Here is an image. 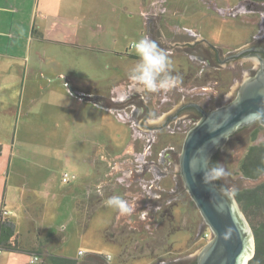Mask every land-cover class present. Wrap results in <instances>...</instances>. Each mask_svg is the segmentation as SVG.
<instances>
[{
    "label": "rangeland",
    "instance_id": "374dc122",
    "mask_svg": "<svg viewBox=\"0 0 264 264\" xmlns=\"http://www.w3.org/2000/svg\"><path fill=\"white\" fill-rule=\"evenodd\" d=\"M155 1H158V5L155 3L156 13L158 14L161 12L160 7L164 6V0ZM203 1L207 7L205 10H196L192 15L183 18L185 31L191 33L194 28H197L199 36L209 43L219 47L225 46V48L232 51L254 40L251 36V34L253 35L251 33L252 25H249L248 20L241 18L244 12L238 11L237 16H235L236 12L233 9L243 0ZM95 7L109 9V18L106 11L102 18L96 12L95 27L80 28V32L87 35L86 38L90 43L101 41L102 45L112 50L129 51L135 54L129 47L130 41L139 40L143 37L151 39L150 34L146 36L143 32V27L145 22L147 23L148 13L150 12L149 4L143 5L139 0H96ZM250 14L260 15L258 11ZM156 17H151L148 23L151 24L152 18ZM107 20L110 21V27L108 30H104V21ZM259 22L260 20L256 24ZM252 23L250 21V24ZM81 41H83V38ZM49 46L53 47L52 45ZM165 48L167 49V47ZM57 51L60 52H56V58H53V55H48L45 62L46 67L53 68L54 63L55 66L59 65L61 67L69 64L70 68H75L77 77L82 80L80 83H85L87 80L90 82L89 77L94 81H97L100 77L98 65L96 63L94 65L91 60L86 58L87 53L78 52L77 56H70L72 59L69 60V55L64 52V49L58 48ZM89 55H92V52H89ZM99 55L103 56V63L109 65V60H112L115 53L107 51V53L100 52ZM173 57H171L172 67L178 72L190 75L191 78L188 83L190 87L187 86V89H190L188 91L185 89L182 92L174 87L173 94L171 90H169V93L167 91L148 93L151 96V100L148 101L151 107H148V110L150 113H155L156 118H158V122L151 125L164 126L163 129H160L163 131L164 138L165 134L171 135V132L175 131L173 135H178L180 139L185 137L187 131L194 126V123L188 121V119L187 122L183 118L180 119L183 115L175 117L168 124H165V121L170 114L176 112L180 106L179 101L185 93L192 94L194 92L192 87L199 84V76H197L199 63L198 60L190 62L191 59L183 51L176 52L175 57ZM115 61H119V59ZM130 61L131 59H128L124 62L121 59V65L117 62L115 66H118L117 69L119 70L124 67L127 70L131 64ZM253 66L254 64L250 59L244 58L238 61L236 75L230 65L217 70L223 78L220 81L218 80L220 85L213 86L214 88L209 91L215 96H221L219 93H228L230 85L240 81L241 75L252 70ZM105 72L110 74L112 70L105 67ZM182 76L186 78L185 75ZM123 78L124 75H112L111 87L110 90L107 89L106 94L117 99H123L125 93L126 95L132 93L133 97L135 94H140L146 98L143 87L137 84V87L133 88L128 75L126 76V85L120 86V88H126L125 93L121 89L119 97L112 96V89L119 88V83L124 82ZM101 86L103 88V85ZM7 93L0 96V103H15L16 92H13L14 97L7 95ZM20 93L21 99L19 102L24 100L25 97L24 90H20ZM191 96L193 97V95ZM197 97L191 98L192 101L197 103L202 101L199 95ZM28 101L30 102V99ZM220 101L221 99L219 102L212 104V107L220 105ZM49 103L50 97L46 95L43 101L37 102L36 107L32 108L34 111L27 114V108H19V115L14 116L6 113L5 108L1 109L0 106L1 113L7 118V126L9 127L8 129L6 126L7 130L4 133L0 132V143L3 148L0 154V197H4L8 189L7 207L14 211L11 217L20 222L19 232L24 242L31 240L32 232L37 230L53 232L52 230L59 226L64 229L63 235L60 236L63 238L60 251H63L66 255L76 258L80 250L85 253L112 254L113 257H117L124 264H144L145 262L147 264L152 262L153 264V260L155 263L159 256H170L169 259L172 261H169V263H172L173 259L182 262L184 258L200 250L206 244V241H201L205 239L200 237L198 232L201 229V233H203L209 227L203 222L202 216L187 190L180 189L178 186L180 179L179 164L166 160L168 154L176 158L180 149L172 142H159L160 144L155 142L156 146L159 144L156 151H153V153L145 151L144 147L148 140H153V137L157 135V131L160 132V130L148 129L141 122H138L136 109H142L143 103L138 108L133 104L119 106L115 103L108 109L105 107V110L93 109L90 106L78 107L75 103L61 105L55 102L54 106H50ZM10 104L6 103L5 105ZM144 111L146 113V106ZM139 115L144 116V114ZM171 124L172 127L169 128L168 126ZM101 134L108 138V148L114 150H119L129 136L132 140H135V143L140 142L141 144L131 155L133 167L123 168L121 170L125 171L120 170L121 172L118 171L114 174L116 179L112 182H115L116 185H114L120 188L118 193H136L138 195L147 194V192L154 193L156 186L151 185L157 184L158 193L155 192L156 195L162 193V196H158L161 201L158 203V210L161 211L163 207L165 208L168 205L172 206L171 213L167 214L168 219L172 217V221L167 220V226L164 221H161V223H158L156 231L152 230L151 232L155 231L154 233H156L153 234L156 236L155 239L150 242L155 251H152L153 256L157 259H151L149 255L145 254L147 250L150 251V245L144 246L145 243L141 233L135 232L138 223L132 224L126 218H121L122 215L120 214L110 220L106 212L109 213L112 208L102 207L98 210L100 212L96 210L90 226H85L86 219L82 221V218H80L81 223L79 224L76 207V191L78 188L75 186V182L84 180L93 173V169H95L93 137ZM245 134L246 132H243L240 135ZM228 141V144L223 147L224 158L230 157L231 152H234L232 147L239 149L245 145V141L242 140L238 142L230 138ZM163 147L165 151L160 155V150ZM238 159L239 157L236 156L235 161ZM95 161L98 162V160ZM112 161H114L112 157L109 160L106 159L108 163ZM103 162L96 165L105 164ZM153 162H157L156 168L151 166L154 164ZM66 171L77 174V180L68 183L63 182L62 174ZM130 179H135V181L130 182ZM151 182L154 183L150 184ZM156 195L153 194L152 196ZM15 196L20 199L19 204L12 202ZM2 203L3 201H1L0 207ZM79 207H81L80 203ZM3 212L7 213L8 210H3ZM79 212L84 215L81 208H79ZM31 215L40 218L38 221L42 222H37L36 218L27 217ZM167 230H171V232L168 233ZM117 243H121L122 246ZM132 243L135 246H141L139 251L143 254V259L139 261L132 258L130 262H124L121 253L126 248L130 249ZM9 256L17 259L6 263ZM26 258L27 255L9 251L0 254V262H5L3 264H24Z\"/></svg>",
    "mask_w": 264,
    "mask_h": 264
},
{
    "label": "crops",
    "instance_id": "0c3cea01",
    "mask_svg": "<svg viewBox=\"0 0 264 264\" xmlns=\"http://www.w3.org/2000/svg\"><path fill=\"white\" fill-rule=\"evenodd\" d=\"M95 1L96 0H0V96H4L6 92H8L7 95H11L12 97H14L13 92L17 94L14 101L15 103L6 102L7 104H11L5 105L6 103L1 102V109L5 108L6 113H10V115L14 116L19 115V108H27V114H29L31 111H34L32 108L36 107L37 102L43 101L46 95H49L50 106H54L55 102L61 105H71L75 103L78 107L90 106V108L93 109L105 110V106L99 101H96L91 94H105L107 89L110 90L112 75H124L123 73L126 70L125 67L121 70L117 69L118 66H115L116 63L118 62L121 65V59L126 62L127 60L122 58V56H124L123 53L131 52H121L116 49L112 50L102 45L101 41L90 43L86 38L87 35L80 32V28L95 27L96 12L98 16L102 18L106 11L108 17L109 9L105 10L103 7L96 8ZM139 1H141L143 5L149 4L150 12L152 13L151 10L154 8L153 0ZM204 3L203 0H168L170 8L174 9V12L171 10L170 13L165 16V20L173 24L184 26L183 18L190 14L192 15L196 10H205L207 7ZM177 7L179 9H177ZM130 12L132 13V11ZM151 17H154L153 13L152 16L147 17V23L145 22L143 27V32L146 36L148 34H150V36L152 35L150 32L152 24L148 23ZM103 27L104 30H108L110 21H104ZM82 38L83 41H81ZM58 48L64 49V52L69 55V60L72 59L70 56H77L78 52L87 53L86 58L91 60L94 65L96 63L100 69V77L97 81L89 77L90 82L87 80L85 83H80L82 80L77 77L75 68H70L69 64H66L65 67H61L59 65L55 66L54 63L53 68L46 67L45 62L48 55H53V58H56V52H60L57 51ZM107 51L115 53V56H112V60H109V65H105L103 63V56L99 55L100 52L107 53ZM89 52H92V55H89ZM116 59H119V61H115ZM129 59H131L130 63L134 64L132 62L134 58ZM105 67L110 68L112 72L107 74L105 72ZM101 85H103V88H101ZM20 90H24L25 97L24 100L19 102L21 99ZM29 99L30 102L28 101ZM181 104L180 102V106ZM180 106L177 108L176 112L180 110ZM176 112L174 114H176ZM7 122V118L0 110L1 133L7 130ZM107 139L108 138L102 134L93 137V160L95 169H93V173L89 175V177L75 182V186L78 188L76 191V207L79 215V224L81 223L80 218H82V221L86 219L84 222L85 226H90L91 219L94 217L96 210L100 212L98 210L102 207L107 208L104 205V200L113 195H120L129 203L136 205V209L132 215H122L121 218H126V220L132 224L138 222L141 227L137 226L135 232L141 233L142 236H144L143 234L151 236L152 230L158 227V223L164 221L167 226V220H169L167 216L161 219L158 218L157 214L160 212V210H158V203L161 202L158 198L159 195H156L155 192L152 193L156 196H152L153 194L151 192H147V194L141 196L136 193L119 194L120 188H117L115 182L113 183L112 181L104 182L105 184L100 185V181H103L105 175L111 171V167H108V162H106L107 157L126 151L125 148L128 147L131 142L129 136L119 150H114L113 148L112 150L107 146ZM102 158L105 160L104 162ZM95 160H98V162ZM101 162L105 164L96 165ZM121 169L122 168H117L116 172ZM134 181L135 179H130V182ZM7 200L8 189L4 197H0V203L3 201L0 212L8 210L11 212V217L14 211L7 207ZM12 202L19 204L18 202H20V199L15 196ZM79 203L81 207H79ZM79 208L82 209L84 215L79 212ZM106 214H108L110 220L115 216H119V212L114 209L109 213L106 212ZM27 217L36 218L33 215ZM36 219L37 222H40L38 221L40 218ZM16 222L19 232L20 222L17 220ZM63 230V228L58 226L56 229L52 230L53 232H42L40 230L32 232V238L29 241L31 244L29 242H24L28 252L12 253L27 255L25 263L30 264V257L32 254H35V249L33 248L39 245V241L37 242L36 238L38 236L41 239L45 236H52L55 238L54 244L43 243L40 247L50 251V249L53 250L54 245L57 244L56 250L64 256L78 260L77 264H108L106 261L107 254L103 257L101 254L94 252L85 253L83 251V253L80 254V250L78 252V257L74 258L60 251V247L63 243V238L60 236L63 235ZM151 240L150 238V241ZM146 242L148 241L144 240V243ZM3 252L4 250L0 254ZM145 254L149 255L151 259H157L156 257L154 258L151 250H147ZM169 258L170 256H159L158 259L155 260V263L153 260V264H167V261L171 260ZM15 259L17 258L9 256L6 263L12 262ZM113 260H115V257H113ZM173 261L175 260L173 259ZM0 263L3 264L5 262ZM36 264L52 263H50L47 257L43 256V258L41 257V261ZM144 264H147V262ZM150 264H152V262Z\"/></svg>",
    "mask_w": 264,
    "mask_h": 264
},
{
    "label": "water",
    "instance_id": "95a60500",
    "mask_svg": "<svg viewBox=\"0 0 264 264\" xmlns=\"http://www.w3.org/2000/svg\"><path fill=\"white\" fill-rule=\"evenodd\" d=\"M252 44L263 43L248 42L232 53L240 55ZM244 58L247 57L238 61ZM247 59L254 66L241 75L240 81L230 85L229 94L240 84L234 100L227 102L224 98L220 106L210 111H204L198 103L188 105L201 110L203 116L184 138L179 152V173L212 235L200 250L184 258L183 263L198 255L197 264H249L255 254L253 229L235 195L231 191L232 195H225L217 180L205 183L203 179L212 167L214 155L236 131L255 122L264 126V122L252 119V114L264 109V60L258 56Z\"/></svg>",
    "mask_w": 264,
    "mask_h": 264
},
{
    "label": "flooded vegetation",
    "instance_id": "af4514ba",
    "mask_svg": "<svg viewBox=\"0 0 264 264\" xmlns=\"http://www.w3.org/2000/svg\"><path fill=\"white\" fill-rule=\"evenodd\" d=\"M177 9L179 8L177 7ZM233 9H234V12H236L235 16H237L238 11H243L244 13L242 14L241 18L243 17L245 20H248L249 25H252L251 33H253V35L251 34V36L252 38H254V40H251L250 42L264 43V0H243L239 2L238 5ZM160 10L161 12L157 14V17L152 18L151 20V24H152L151 39L153 38V40L158 44L160 48L166 49L165 47H167L166 51L168 52L170 59L173 56L175 57L176 52L178 51L180 52L183 50L189 55V58L191 59L190 62L198 60V63H199V72L197 73V76H199V79H198L199 84L192 87L194 90L192 94L185 93V95L179 101L182 103L180 106V110L176 112V114L173 113L169 115L165 121V124H168L171 121H173L175 117L183 115L180 119L182 118L185 119V122H187V119H188V121L193 122L195 125L196 122L198 121V118L200 119L203 116V112L195 107L188 106L190 103H197V102L192 101L191 98L193 97L198 98L197 95H199L200 99L202 98L201 99L202 101H199L198 104L201 106V108L204 111H210L214 109L215 107L220 106L223 103L224 98L226 99L227 102L229 101L228 99L233 98L232 100H234L238 94L240 84L233 90L232 93L230 94L228 93L227 95L225 93H219L217 91V93L221 94V96H215V95H212V92L209 91L211 88H214L213 86L217 87V84L220 85L218 80L220 81V79L223 78L222 75H220L219 72H217V70L222 69L226 65H230L231 69L234 71V74L236 75V71L238 70L239 58H243V57L252 58V57L258 56L264 60V44L249 45L248 47L245 48L246 50L243 53H241L240 55H236L232 53V50H228L227 48H225V46L224 47L215 46L207 42L204 38L199 39L198 38L199 32L197 28L196 29L194 28L193 32L189 33L185 31L184 26L179 25V24H173L165 20V16L168 13H170L171 10L174 12V9L170 8L168 4V0L164 1V6L160 7ZM257 11L260 13V15L250 14V13H255ZM259 20L260 22L256 24V22ZM250 21H252L253 23L250 24ZM163 31H165L167 35L164 34ZM226 53L228 54L226 55ZM123 55L124 56H122V58L124 60H128L129 58H134V61H133L134 64L138 60V57L135 54L127 52V53H123ZM134 64H130L129 68L133 66ZM176 71L177 70L172 67V75L181 77L182 82L179 85H177L175 88H178L182 92L185 89L188 91L190 89V88L187 89V86L190 87V85L188 84L190 81V79H188V75L184 74V72H179L178 74H176ZM127 72H128V69L125 70L123 73L124 82L119 83V88L112 89L113 90L112 96L116 95L117 97H119L121 89H123V92L126 91V88H120V86L123 84L126 85V80H127L126 76L128 75ZM182 75H185L186 78H183ZM195 81L196 79L194 80V83ZM185 83H187L188 85ZM131 84H133L132 86L133 88L137 87L136 83L132 82ZM167 92L169 93V91ZM144 93H145L146 98L140 94H138L139 96L135 94V96L133 97L132 93L127 94V95L125 93V97L123 99H120V98L117 99V98L111 97L109 96V94H106V93L105 94H102V93L101 94H91V96H93L96 99V101H99L101 104H103V106L107 107V109L110 108V106H112L115 103H117L116 105H119V106H128L130 104H133L136 108H138L139 105L143 103L142 109L140 110L136 109V118L138 119V122H141L148 129L149 128H152V130L163 129L164 126L162 125L153 126V125H149L145 123L150 113V111L148 110V107H151V104H148V101L151 100L150 99L151 96L147 92H145V90H144ZM171 93L172 94L174 93V88L171 89ZM191 95H193V97ZM220 99H221L220 105L212 107V104L219 102ZM145 106L147 108L146 113L144 111ZM139 114H144V116L141 117ZM168 127L171 128L172 124ZM171 133H172L171 135L165 134V138H164L163 131L162 130H160V132L157 131V135L153 137V140L150 139L146 143V146L144 147L145 151L153 153V151H156L158 149L159 144L161 142L171 143L170 137L174 136L173 134H175V131ZM130 139H131V142L128 145V147L125 148L126 151L118 153V154H114L113 156H111L114 161H112L111 163H107L108 167L111 166V171L106 174L103 181H100V185H103L106 182L116 179V177H114V174L117 168L123 169V168L133 167V158L131 155L135 152L137 148L141 146V144L140 142L135 143V140H132L131 136H130ZM155 142H158V143L160 142V143L156 146ZM228 142L226 143V145L228 144ZM164 151H165V148L163 147L160 150V155H162ZM179 156L180 154L177 155L178 158L177 157L175 158L174 156L172 155L170 156L168 154L166 156V160L168 159V160H171L179 164L180 162L178 160ZM111 157H107V159L109 160L111 159ZM232 157L230 155V157H225V158L222 157V159H220V165H222L228 171L229 174H232L233 173L232 170L235 171L238 166L237 160L235 161V157L234 158ZM104 159H105V156H104ZM153 163L154 164H152L151 166H154V168H156L157 162H153ZM145 166H147V164H145ZM228 175L223 178L226 180L228 178ZM180 176L181 175L179 173V178ZM220 180H222V178L218 179V181ZM179 181L181 180L179 179ZM155 192L158 193L157 187H156ZM158 195L162 196V193ZM143 235L144 236L142 237L144 238L145 241H150L148 234H143ZM209 239H206V242ZM197 257L198 255H196L194 258H191L190 260L184 263L179 262V260L176 259L175 261H173L174 262L173 264H192V262L195 259L197 260ZM167 264H169V261H167Z\"/></svg>",
    "mask_w": 264,
    "mask_h": 264
},
{
    "label": "trees",
    "instance_id": "16d2710c",
    "mask_svg": "<svg viewBox=\"0 0 264 264\" xmlns=\"http://www.w3.org/2000/svg\"><path fill=\"white\" fill-rule=\"evenodd\" d=\"M179 72L176 71V74ZM190 75H188V79H190ZM249 132L247 133V131ZM188 132V131H187ZM246 132L245 135H240L241 133ZM176 136V137H175ZM170 137V141L175 143L181 151L184 138L178 137L175 135ZM186 136V135H185ZM230 138L237 140L240 142L242 140L245 141V145L239 149H235L232 147L234 152H231V156H237L239 159L237 160V168L235 171L232 170V174L228 175V178L225 180L222 177V180L218 181L217 184L220 188L228 189L231 191L235 197L237 198L241 209L245 213L255 236V254L249 261V264H264V126L259 122H255L249 126H245L238 131H236ZM2 144L0 143V154L2 153ZM224 153V148H220L219 151L214 155L211 166H215L217 164L220 165V159H222ZM230 155V154H229ZM178 158V157H177ZM179 160V159H178ZM226 177V176H225ZM180 180L178 182V186L180 189L184 188V183L182 181V177L180 176ZM154 186L157 187V184ZM153 186V187H154ZM143 194H140V196ZM172 206L163 207V210L158 212V218L161 219L166 217L167 214L171 213ZM173 216V214H172ZM172 221V217L169 219ZM138 223V222H137ZM173 223V222H172ZM138 227L141 225L138 223ZM198 226V224H197ZM173 225L171 226L172 229ZM157 228V227H156ZM155 228V229H156ZM154 229V230H155ZM151 236L149 238L155 239L156 236ZM171 230L168 231L170 233ZM200 237L203 239L204 234L201 233ZM36 241H39V245L34 247L35 254H39L40 258L43 256L47 257L52 264H77L78 260L64 256L59 251L56 250V245H54L53 250H44L43 247H40L44 244H54L55 238L52 236H45L44 238H40L39 236L36 238ZM206 241V240H201ZM153 242V241H151ZM150 241L146 242L144 246L150 245V250L154 251L152 248V244ZM116 243V242H115ZM150 243V244H149ZM120 246L121 243H117ZM130 245V244H129ZM141 245V244H139ZM25 244L23 239L20 237L18 232V224L15 219L10 216L3 215L0 213V247L4 251L9 252H28L25 248ZM59 247V246H58ZM141 246L138 247L132 243L130 245V249H124L123 253H121V257L124 262H130L132 258L134 260H142V253H140ZM149 249V248H146ZM155 252V251H154ZM108 255V254H107ZM120 255V254H119ZM104 255H102L103 257ZM115 257L114 264H124L121 263L118 258ZM176 259V258H175ZM41 261V260H40ZM172 261V260H170ZM169 263V264H173ZM109 264V263H108ZM192 264H197V260L195 259Z\"/></svg>",
    "mask_w": 264,
    "mask_h": 264
},
{
    "label": "clouds",
    "instance_id": "9594fccd",
    "mask_svg": "<svg viewBox=\"0 0 264 264\" xmlns=\"http://www.w3.org/2000/svg\"><path fill=\"white\" fill-rule=\"evenodd\" d=\"M129 47L138 57L137 62L128 69V78L132 82L143 87L147 93H158L169 91L182 82V78L172 75V60L166 50L160 48L158 44L148 37L129 42ZM252 119L264 122V109L258 110L252 114ZM158 122L155 113H149L146 124H155ZM229 173L222 165L211 167L204 175L205 183H209ZM225 195L232 193L224 189ZM106 207L112 208L121 215H132L136 205L129 203L120 195H113L104 200Z\"/></svg>",
    "mask_w": 264,
    "mask_h": 264
},
{
    "label": "built area",
    "instance_id": "2783aa9c",
    "mask_svg": "<svg viewBox=\"0 0 264 264\" xmlns=\"http://www.w3.org/2000/svg\"><path fill=\"white\" fill-rule=\"evenodd\" d=\"M155 3L158 5V1L153 0V6H154V8L151 11H152L154 17L157 16V13H156L157 7L155 6ZM152 13L149 12L148 13V16H152ZM75 179H77V174H75V173H70V172L66 171L62 175V181L65 182V183H68V182H70L72 180H75ZM154 182H151L150 184H152ZM151 186H154V184L151 185ZM0 213H2L3 215H6V216H10V214H11L10 211H8L7 213H4V212H0ZM198 233L201 234V229H200V231ZM203 234H204V237H205L204 239L206 240V239H209L210 238L211 232H210V230L207 229L205 232H203ZM2 251H3V249L0 247V253ZM82 253H83V251L80 252V254H82ZM40 260H41V258H40V255L39 254H32V256L30 257V262L29 263L30 264H36ZM106 261L109 264H114V260H113L112 255H107L106 256Z\"/></svg>",
    "mask_w": 264,
    "mask_h": 264
}]
</instances>
